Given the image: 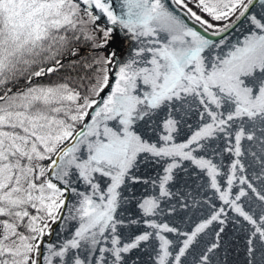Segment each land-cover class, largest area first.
I'll list each match as a JSON object with an SVG mask.
<instances>
[{
    "label": "snow or ice",
    "instance_id": "obj_1",
    "mask_svg": "<svg viewBox=\"0 0 264 264\" xmlns=\"http://www.w3.org/2000/svg\"><path fill=\"white\" fill-rule=\"evenodd\" d=\"M255 2L196 0L211 21L236 17L218 27L191 0H119V12L116 0H0V264H129L149 245L153 264H189L229 211L250 226V253L264 241V211L245 207L258 200L264 209V14H252ZM102 16L136 42L134 53L114 70L115 51L95 60L83 96L40 83L63 54L77 55L76 42L108 48L113 29L97 23ZM237 27L243 39H225ZM143 164L161 166L154 180L137 175ZM140 184L152 192L135 200ZM208 188L228 207L202 196ZM129 204L140 219L124 216ZM201 204L208 215L186 230L153 219ZM223 232L192 264H212Z\"/></svg>",
    "mask_w": 264,
    "mask_h": 264
},
{
    "label": "water",
    "instance_id": "obj_2",
    "mask_svg": "<svg viewBox=\"0 0 264 264\" xmlns=\"http://www.w3.org/2000/svg\"><path fill=\"white\" fill-rule=\"evenodd\" d=\"M116 7L117 11L119 12V0H116ZM173 8L176 6L173 4ZM178 13L183 17L182 10L177 9ZM98 12V10H97ZM253 15L264 14V6L261 5L259 0H256L254 8L252 9ZM188 22L189 25L194 27L196 30H199L203 33V26H201L198 22H195L190 17H184ZM236 18L233 20L235 21ZM232 21V22H233ZM231 22V23H232ZM102 27L106 26L108 28L113 29L112 32V39L109 42L108 48L105 49L106 52L108 51H115L117 53L116 59L113 60L112 65H108L110 69H115L118 62H122L127 60L132 53L135 51V41L131 40L125 32L121 31L117 26H113L110 22H107L106 17H101L100 21H97ZM230 24V23H229ZM247 25L245 24V27ZM244 29L241 27H237L235 30H230V34H225V39L235 42L237 39H243ZM211 32V30H209ZM212 39L219 40V36L211 37ZM67 59L62 60L64 62ZM110 80H109V87L113 86V80L111 79V72L109 73ZM108 92V89H105L100 95L103 97L105 93ZM197 118L193 115L190 119V123L195 126L197 124ZM189 133V129L184 128L182 131L176 134V141L183 142L187 134ZM148 135L153 137V142H155V137L153 133L149 130ZM218 160L222 163V176L218 179L221 182L222 189L226 190V178L223 174L228 173L230 159L228 155L225 154L223 157H218ZM187 163V162H185ZM160 165H152V164H143L137 170V175L142 174V178L145 180H154L156 178V174L160 171ZM258 185V182H257ZM239 190V185H234L232 190V195H236ZM152 192V187L150 184H140L134 185L133 189L130 191L129 195H134L135 200H139L142 197L148 195ZM207 196V198L213 201L217 207H224L227 208V205H224L223 202L219 199V193H216L215 190L208 188L206 193H202V196ZM252 194L250 193V196ZM135 200L133 203H135ZM242 202L244 198H242ZM249 204L251 205L250 214L254 216H259L264 209L261 207V202L255 200L254 202H247L245 203L246 209H248ZM128 211L124 213V216L127 219H140V216L137 214L138 209L134 208L132 204L126 206ZM208 215L207 208L201 204L197 207H193L191 210H184L181 213V216H170V217H155L157 222H169L175 224V226L180 227L181 229H187L189 224L192 221H199L205 218ZM133 228L136 226L133 225ZM219 227L224 228V232L221 233L220 239V247L215 250L214 253L211 254L212 264H264V241H260L259 239L254 240V251L249 252L250 245L247 243L248 238L251 234L250 226L247 222L243 221L242 218L236 216L234 212L229 211V218L226 221L225 225H219L217 223H213L209 229L206 230V233L203 236V243L196 249L195 255H199V252L203 250L204 245L210 243L214 237L216 230ZM150 231V229H149ZM171 236V234H170ZM171 238H175L171 236ZM48 239V237H45ZM134 256V261L130 260L129 264H153L155 252L152 250V247L145 246L142 249L138 250L137 252L131 254ZM193 256L188 257L189 264H192Z\"/></svg>",
    "mask_w": 264,
    "mask_h": 264
},
{
    "label": "trees",
    "instance_id": "obj_3",
    "mask_svg": "<svg viewBox=\"0 0 264 264\" xmlns=\"http://www.w3.org/2000/svg\"><path fill=\"white\" fill-rule=\"evenodd\" d=\"M199 10V9H198ZM233 19L235 17H232ZM89 28L93 26L88 25ZM77 55L63 62V67L57 72L39 78L42 84L67 83L71 88L79 91L83 96L95 84L101 65L94 63L100 56L106 55L102 49H95L90 42L81 40L76 42ZM63 54L61 59L68 57ZM22 83V82H21ZM15 90V89H13Z\"/></svg>",
    "mask_w": 264,
    "mask_h": 264
},
{
    "label": "rangeland",
    "instance_id": "obj_4",
    "mask_svg": "<svg viewBox=\"0 0 264 264\" xmlns=\"http://www.w3.org/2000/svg\"><path fill=\"white\" fill-rule=\"evenodd\" d=\"M196 3V0H191V3H189V7H192L194 11H197V14L202 15L204 19L209 20L210 22L218 25V26H224L225 23L229 22V21H225V22H216V21H211L210 17H208L206 14L200 12L197 8L194 7Z\"/></svg>",
    "mask_w": 264,
    "mask_h": 264
}]
</instances>
